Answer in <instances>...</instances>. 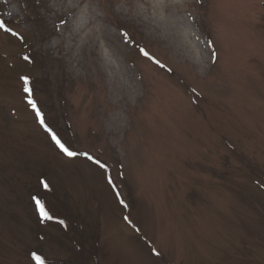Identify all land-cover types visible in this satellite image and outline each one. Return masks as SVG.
I'll return each instance as SVG.
<instances>
[{
    "label": "rangeland",
    "instance_id": "obj_1",
    "mask_svg": "<svg viewBox=\"0 0 264 264\" xmlns=\"http://www.w3.org/2000/svg\"><path fill=\"white\" fill-rule=\"evenodd\" d=\"M0 19V264H264V0H0Z\"/></svg>",
    "mask_w": 264,
    "mask_h": 264
},
{
    "label": "snow or ice",
    "instance_id": "obj_2",
    "mask_svg": "<svg viewBox=\"0 0 264 264\" xmlns=\"http://www.w3.org/2000/svg\"><path fill=\"white\" fill-rule=\"evenodd\" d=\"M61 23H64L63 21H61ZM0 30H3L5 32H11L12 35H17L16 32H13V30L8 27L7 23L0 19ZM126 35V34H125ZM141 52L145 55V56H148V53L146 51H144L143 49H141ZM213 58H215V54H213ZM25 60H28L29 58L27 56L24 57ZM155 63H159V61H154ZM28 77L27 76H22L21 77V80L24 81V91L26 93H29V96L27 97L28 99V103L29 105L34 109L36 110V114L37 116L39 117L40 116V112L39 110L37 109V106H36V103L34 100H32L31 98V89L28 87ZM194 91V90H193ZM40 123L43 125L44 124V121L43 119L40 120ZM49 132H51V130L49 129L48 130ZM52 139L54 140V142L56 143L57 147L60 149V151L65 154L66 156H69V157H72V156H76V155H85V156H88L89 159H93V157L89 156V154L87 152H83V153H77L75 151H71L67 146H65V144L61 143V141L56 137V135L54 133H52ZM97 163H99V161L97 160L96 161ZM103 167V165H101ZM41 183L43 184V186L45 188L48 187V184L41 180ZM34 203H35V206H36V210L41 218V221L43 222L44 220H53V219H56L55 217H53L49 211L45 208V205L44 203L38 199L37 197H33L32 198ZM121 204H123V200L120 201ZM125 219L127 220L128 217H125ZM57 223L63 225L64 224V221L63 220H57ZM153 252H155V249H153ZM30 257H31V260L35 262V264H46V260L45 258L38 254L37 251H32L30 253Z\"/></svg>",
    "mask_w": 264,
    "mask_h": 264
},
{
    "label": "trees",
    "instance_id": "obj_3",
    "mask_svg": "<svg viewBox=\"0 0 264 264\" xmlns=\"http://www.w3.org/2000/svg\"><path fill=\"white\" fill-rule=\"evenodd\" d=\"M95 159H97V160H99L101 163H103L104 164V162L99 158V157H94ZM46 208V207H45ZM47 209V208H46ZM53 217H55L56 219H53L52 221H54V222H57V220H62V218L61 217H59V216H56V215H54V214H52V212H49Z\"/></svg>",
    "mask_w": 264,
    "mask_h": 264
}]
</instances>
